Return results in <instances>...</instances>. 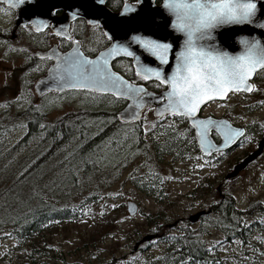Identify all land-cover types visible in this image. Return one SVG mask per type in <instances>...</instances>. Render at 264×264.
I'll return each mask as SVG.
<instances>
[{
	"label": "rangeland",
	"instance_id": "obj_1",
	"mask_svg": "<svg viewBox=\"0 0 264 264\" xmlns=\"http://www.w3.org/2000/svg\"><path fill=\"white\" fill-rule=\"evenodd\" d=\"M22 44L17 39L10 41L8 46L0 44V116H14L27 109L32 101L39 104L40 108L44 105L46 122L56 121L66 111L76 110L86 104L98 103L97 106L107 111L120 106L116 98L109 95L34 99L33 85L40 66L37 62L36 65H29L25 52L17 53ZM223 112L228 118L248 125V133L238 147L220 155L218 159V155L203 157L193 151L188 157L177 156L178 152L158 157L152 147L157 140L154 134L156 127L167 126L172 120L163 118L156 121L152 111L146 110L139 125L141 139L137 136L136 128L128 124L118 137L114 136L97 147V164L105 172H112L113 176L107 187L98 189L100 201L93 204L90 211L78 221L55 222L51 230L35 242L42 248V255L31 252L27 242L12 237L0 239V264L152 263L167 246L157 236L164 231L171 235L181 234L180 228L186 226L195 230L207 249L214 245V250L209 252L216 254L226 264H264V227L247 236V243L244 244L238 238L226 237L228 222L218 219L211 210L214 204L223 201L226 193L231 195L235 207L240 210H245L254 201L264 203V152L256 162L235 177H224L231 170V165L255 146L258 129L264 125V103H260L257 93L251 96L231 93L226 103H210L202 110L203 115L213 113L220 116ZM109 120L103 118L93 121L88 118L81 121H87L91 135H95L107 126ZM22 123L23 120H17L13 126L0 128V154L17 145L24 134ZM145 129L150 131L146 132ZM39 142L40 138L20 146L4 161L0 176H7L6 184L18 175L16 168L23 165V160ZM147 172L155 173L162 181L166 195L160 200L142 192L132 182L133 176ZM52 176L59 179L57 172H53ZM28 182L33 186L39 182L35 179V173ZM86 193L88 190L82 194ZM129 200L137 205L134 215H129L126 210ZM197 212L203 214L190 223L189 216ZM156 213L160 214L159 222L156 226L150 225L147 216ZM150 234L156 236L138 243ZM139 245L145 249H139Z\"/></svg>",
	"mask_w": 264,
	"mask_h": 264
},
{
	"label": "snow or ice",
	"instance_id": "obj_2",
	"mask_svg": "<svg viewBox=\"0 0 264 264\" xmlns=\"http://www.w3.org/2000/svg\"><path fill=\"white\" fill-rule=\"evenodd\" d=\"M3 2L9 9H19L26 15L28 19L22 28L36 32L49 28L51 34L70 43V51L50 49L47 56L49 60L55 59L49 71L61 90L106 93L117 102L128 101V107L116 119L139 120L141 110L155 103L158 117H173L167 128L175 131L176 122L185 123L184 135L192 136L188 142L199 145L201 152H219L213 134L222 138L220 147L237 143L244 135L243 130L233 128L227 120L199 113L202 106L223 100L230 93L256 90L251 81L254 74L264 71V41L241 36L240 51L233 54L214 42L213 33L225 26L264 29V12L258 11L257 0ZM57 17L77 22L90 31L98 45L88 49L91 58L81 51L83 44L68 30V24L56 27L52 23ZM173 32L183 39L179 36L169 39ZM117 57L129 59L127 70L134 73L135 80L113 71L112 62ZM146 84L161 91L158 95L149 92ZM212 250L214 245L209 246L208 251ZM181 264L188 261L182 259Z\"/></svg>",
	"mask_w": 264,
	"mask_h": 264
},
{
	"label": "trees",
	"instance_id": "obj_3",
	"mask_svg": "<svg viewBox=\"0 0 264 264\" xmlns=\"http://www.w3.org/2000/svg\"><path fill=\"white\" fill-rule=\"evenodd\" d=\"M117 103L122 105L121 101ZM119 107L112 111L99 107L94 112L93 121L103 118L111 120V123H107V126L95 135H91V127L87 121L80 119L60 118L46 122L37 115L28 121V131L17 145L0 154L1 170L4 161L20 146L40 138V142L29 155L31 157L28 156L23 160V165L16 168L19 171L16 177L6 184L7 176H0V239L12 237L27 242L31 252L42 255V248L35 242L49 232L55 222L78 221L90 211L93 204L100 201L98 189L107 187L113 176L112 172H105L97 164V147L112 140L114 136L118 137L124 127L130 124L115 118ZM23 114L0 116V128L13 126L21 118L27 120L26 112ZM140 121L131 123L136 128L139 139L142 138ZM184 129L185 127L178 129L175 126L173 131L164 125L156 127L154 134L157 140L153 142V152L155 151L158 157L166 153L178 152L177 156L185 157L192 151L199 153L197 145L188 142L192 136L186 137ZM260 132L259 127L258 133ZM53 172L58 173L59 179L50 177ZM33 173L36 181H39L35 186L28 182ZM132 182L139 190L158 200L166 195L162 181L155 173H140L133 176ZM84 190H88V193L82 194ZM79 195L81 196L74 200ZM211 210L218 219L228 222L226 237L238 238L244 244L247 243V236L264 227V203L260 201L251 202L245 210H240L235 207L231 195L226 193L223 201L214 204ZM147 218L150 225L156 226L160 214L148 215ZM180 229L181 234L171 235L164 231L158 235L157 238L167 243L166 249L156 256L152 263L146 264H181L182 259L188 261V264L193 261L226 264L216 254L208 251L193 228L186 226ZM140 242L141 240L138 241ZM139 249L143 250L145 247L140 246Z\"/></svg>",
	"mask_w": 264,
	"mask_h": 264
},
{
	"label": "flooded vegetation",
	"instance_id": "obj_4",
	"mask_svg": "<svg viewBox=\"0 0 264 264\" xmlns=\"http://www.w3.org/2000/svg\"><path fill=\"white\" fill-rule=\"evenodd\" d=\"M0 9H3V11H0V44L1 46H8L9 42L15 39H17L18 41H22L23 44L20 47L21 49H17V53L22 54V52H25V55L28 56L29 65H36V62H37V64L40 66V70L36 78H39L45 75L47 68L53 63V60L47 59V55H45L50 49L53 48L55 50H58L61 53L66 52L67 50L71 49L70 43L68 41H62L60 37H57L51 34V31L49 28H45L40 32H36L34 29L22 28L21 25L26 23L27 21H25L24 23H19V24L16 23L17 14L19 12V9H16V8L9 9L8 4L4 3L3 0H0ZM52 23L55 24L56 27H59V25L56 22L53 21ZM67 24L69 25L68 30L70 32H74L75 34L74 38L79 39L82 42L83 46L81 48V51H83L85 55H88L89 57H91L92 54L88 51V49L93 48V47H98V45L96 44L95 39L91 37L90 31L85 26H81L77 22L69 21ZM89 39L92 40L91 43H89ZM28 45H30L31 47H29ZM41 57H44V58L42 59ZM129 65H130L129 59L123 58V57H117L112 62L113 70L124 75L126 79L135 80L136 78L134 76V73L129 72L127 70ZM137 82L141 84L146 83L144 81H137ZM251 82L256 86V90L252 92H248V93L241 92L239 94H242L244 96H251L257 93L259 94L260 103L263 104L264 103V71H261L259 75L254 74ZM146 86H147V90L149 91L156 92V93L161 91L160 89L153 88L150 84H146ZM33 95H34L33 96L34 99L43 100V99L50 98V97H53L54 99H57L59 97L65 98V99H72L73 97L81 98L83 95H89L92 98L93 97L96 98V97H99V95H105V94L99 93V92L77 90V89H64L61 91L50 90V91L42 93L40 96H37L33 90ZM218 102L219 101L209 102L208 104L218 103ZM220 103L224 104L226 103V100L220 101ZM97 104L94 105L93 103L92 105L86 104V105L79 106V108H76V110L66 111L60 118L80 119V120H84V119L88 120V118L89 119L91 118V120H93V117H95L94 112L97 111L99 108ZM121 104L124 105L125 101H121ZM43 106L44 105H41V108H40L39 104L32 101L31 103L28 104L27 109H24L20 111L19 113H16V115H21V113L22 115H24L23 112H26L27 120L25 118H21V120H25V122L23 121L22 127H21V129L24 132L23 136L28 131V121L29 120H31L37 115L40 116L39 119H42V118L46 119V112L44 111ZM144 109L145 110L143 111V113L148 109L152 111V107H145ZM224 113L225 112H223V114H221L220 116H216L213 113H209L207 115L219 117V118H226L233 125L243 126L245 128V132L248 131V125L240 124L237 121H234L228 118L227 114H224ZM201 114H202V111H201ZM165 117H169V116H165ZM172 120H173V117H172ZM175 125H177L178 129L187 127L185 123H181V122H176ZM261 134L262 133H260L259 135L258 133L259 135L258 138L254 140L255 146ZM42 135L43 134H41L40 136L42 137ZM212 139L215 143H218L220 141L219 135H216V134H213ZM244 139H245L244 136L241 137L238 143L236 144V146H234V148L238 147ZM254 147L252 149H254ZM232 149L212 154V156L222 155L224 153L231 151ZM247 152L248 151H246L244 154H246Z\"/></svg>",
	"mask_w": 264,
	"mask_h": 264
},
{
	"label": "water",
	"instance_id": "obj_5",
	"mask_svg": "<svg viewBox=\"0 0 264 264\" xmlns=\"http://www.w3.org/2000/svg\"><path fill=\"white\" fill-rule=\"evenodd\" d=\"M30 2H31V0H30ZM146 3H148V0H146ZM257 7H258V11L264 12V0H257ZM27 19L28 18L26 17V15L24 13H22L21 11H19L17 14L16 23L17 24L24 23L25 21H27ZM54 22H56L60 26L61 23L67 24L69 21H63V20H61L60 17H58L57 19L54 20ZM168 31H171V29H168ZM213 35L215 37L214 42L218 46L223 47L225 50H227L233 54L240 51L239 38L241 36L248 37V38L255 37L256 39H260V40L264 41V29H257V28H254L252 26H225L224 28L216 30L213 33ZM176 36H179L180 40L183 39L182 35H180L179 33H174V32L172 33V37H169V39H172ZM178 43H179V41H177V46H178ZM70 50L71 49L67 50L66 52H68ZM62 53H65V52H62ZM45 55L48 56L49 51ZM52 60H53V63L47 68L46 74L42 77H39L34 83L33 89H34L37 96H40L42 93L50 91V90L61 91V88L57 86L56 81L52 78V74L49 71L51 68H53V66L55 64V59L53 58ZM113 71H115V70H113ZM64 89H69V88H64ZM149 92H152V91H149ZM153 93H156V92H153ZM156 94L158 95L159 92ZM128 103H129L128 101H125L124 106L116 111V117L118 115H120V113L124 112V110L128 107ZM148 106L154 107L153 114H154V116L157 117V115H156L157 105L155 103H152V104H149ZM142 111H143V109L141 110V114H142ZM211 117L213 119H217V120H219V119L227 120L226 118H215L213 116H211ZM118 120L122 121V122L137 121L134 119H118ZM227 121L229 122V124L233 128H239V129L244 131L243 127L234 126L230 123L229 120H227ZM213 143L216 144L217 147H219V151H223V150L230 149V148L234 147L238 142L229 144L227 146L220 147V144L222 143V138L220 137V141L218 143H215L214 141H213ZM198 148H199V145H198ZM199 150H200V148H199ZM263 151H264V130H263L261 136L259 137V139L256 143V147L253 150L246 153L244 156H242L237 162H235L231 167V171L226 173L225 178L231 179V178L235 177L239 172H241L245 168H247V166L249 164L255 162L257 160V158L263 154ZM213 152H216V151L212 150L211 152H202V154L208 155V154L213 153ZM126 210H127L129 215H134L137 211L136 203L134 201H131V200L127 201L126 202ZM202 214H203V212H197L195 214H192L191 216H189L188 221L190 223H192V222L196 221V219H198V217L201 216ZM155 236H156L155 234L147 235L144 238H142L141 242H145V241H147V240H149Z\"/></svg>",
	"mask_w": 264,
	"mask_h": 264
}]
</instances>
